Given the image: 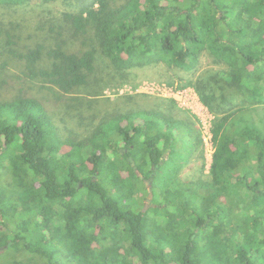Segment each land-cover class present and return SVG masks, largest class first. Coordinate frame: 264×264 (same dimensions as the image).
Returning <instances> with one entry per match:
<instances>
[{
  "label": "trees",
  "instance_id": "1",
  "mask_svg": "<svg viewBox=\"0 0 264 264\" xmlns=\"http://www.w3.org/2000/svg\"><path fill=\"white\" fill-rule=\"evenodd\" d=\"M58 1L0 0V173L15 179L13 189L0 186V253L27 252L29 261L11 264H65L57 253L74 264H264V0H63L42 15ZM204 49L225 64L195 84L215 115L205 178L181 176L198 136L173 105L125 95L86 117L72 95L97 93L103 70L122 82L134 67L195 71ZM43 90L55 95L43 103L63 99L61 119L90 124L87 134L60 137L37 98ZM19 204L31 218L17 221ZM110 237L125 247L121 260L95 253Z\"/></svg>",
  "mask_w": 264,
  "mask_h": 264
},
{
  "label": "rangeland",
  "instance_id": "2",
  "mask_svg": "<svg viewBox=\"0 0 264 264\" xmlns=\"http://www.w3.org/2000/svg\"><path fill=\"white\" fill-rule=\"evenodd\" d=\"M62 2L63 0H59L58 2L52 4V6L46 7V11L41 9L42 15L49 17V15L52 13V10L56 12L63 10L64 6L61 4ZM34 8L35 7L32 6L33 11ZM20 12H22L23 17H25L27 20L29 19V15L32 14L30 6L22 7ZM103 66L105 67V65ZM224 66L225 64L218 61L212 55L210 50L204 49L200 56L199 68L195 71H187L176 67H169L165 63L147 67H134L128 70L129 75L124 78L126 81L122 82V78H119V76L118 80L109 81L110 77L108 76V71L103 70L101 74L95 78V80L98 79L97 85H99L96 88L97 93L92 92L94 90L90 88L86 91V93H77L72 95H77L74 97L81 98L84 102L82 109L86 117L96 114L99 110H101V112L115 110L114 106H116V104L118 105L120 101L126 100L127 95L135 96L142 94L141 99L135 98L142 104L153 102L158 106L162 105L160 106L161 108H166L167 105H173L174 111L190 123L195 131L194 133H196L198 136L197 142L196 140L194 141L196 144H198L197 146L192 147L193 151L191 156L185 159L186 169L182 172L181 176H183L185 179H187L186 177L205 178L211 174L213 154L216 149V144L213 140V133L211 131L215 115L202 101L195 84L198 75L205 69L219 68ZM14 93H17V91H14ZM41 93L42 94H39L37 98H39L42 103L43 98H46V96H48V99H50L52 96H55L51 92L48 94V92L45 90H43ZM27 94L34 96V94L30 92ZM6 96L7 93L5 90L0 91V100L4 99ZM61 101L66 103L63 99H61ZM172 101H174V103ZM73 102L80 106V102L78 100H74ZM64 103L62 106L60 105V107L54 106V104L50 101L44 102L43 105L47 106L49 114L52 115L54 124L57 127V133L60 137L63 139L72 138L79 140L83 135L87 134L84 129L89 128L90 124L89 126L84 124L80 126V123H78L79 120L71 117H66V120L63 121L61 119V113H59V109L61 108V112L64 110V108L66 110ZM73 114L75 113L73 112ZM89 121L90 118L87 122ZM60 154L61 152H58L59 156ZM2 172L3 173H0V186H4L9 190L11 188L13 189L15 179L11 172L8 170H3ZM229 183L231 187V197L234 199L233 201H241L243 196L239 185L235 184L232 180H229ZM203 194L205 193L203 192ZM0 197H4V195H1ZM3 200L4 199H1V201ZM233 201L228 200V205H232ZM242 206V203H238V205L235 207L236 216L240 222L246 218L245 214H243ZM18 207V214L21 217L18 218L17 221L21 218L29 219L32 217V215L29 213L30 210H23V206L20 204ZM6 213H10L8 207L6 208ZM51 215L54 221L64 223L65 219L61 216V214L59 215L56 212H52ZM154 216L158 218L159 221H161V219L163 220L160 215L154 214ZM36 217L41 220L43 218L39 214H36ZM45 219L47 218L45 217ZM2 220L4 219L0 217V228L4 229L5 225L2 223ZM6 222L10 226L12 225L10 221L6 220ZM173 224L174 223L172 222H166L167 229H171ZM241 224L243 227L242 229L247 227L246 221H242ZM82 230L85 231L83 236L87 235L86 237H88L89 232L87 229ZM218 239L219 238H216L215 241H218ZM115 243L116 241L110 237L105 242L104 246L98 248L95 253L101 256L105 255L109 261H115L116 259L121 260L125 251V247L117 249ZM200 245L202 246V243ZM208 247L210 251V247L215 248V245L208 244ZM0 255L1 264H11L14 259L18 258L28 260V254L22 248H6L5 251L0 253ZM61 255V253H57L56 257L61 258L65 264H74L73 261L68 260L64 258L63 255ZM206 256L208 259L211 258V255L208 253ZM32 259V263H34L37 262V260H40V257H32ZM153 264L158 263L153 262Z\"/></svg>",
  "mask_w": 264,
  "mask_h": 264
}]
</instances>
